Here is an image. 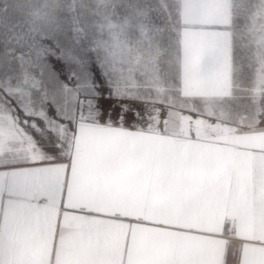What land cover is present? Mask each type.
Listing matches in <instances>:
<instances>
[{
	"label": "snow or ice",
	"instance_id": "6c2138e0",
	"mask_svg": "<svg viewBox=\"0 0 264 264\" xmlns=\"http://www.w3.org/2000/svg\"><path fill=\"white\" fill-rule=\"evenodd\" d=\"M70 33L75 47L59 38ZM0 36L19 46L0 60V264H52L49 236L55 264H87L69 257L99 222L91 179L152 163L129 143L171 145L163 163L177 176L201 163L198 146L176 139L193 126L198 139L264 146V0H21ZM213 227L215 264H248L249 242L264 245V205L251 224L198 230Z\"/></svg>",
	"mask_w": 264,
	"mask_h": 264
},
{
	"label": "crops",
	"instance_id": "0c3cea01",
	"mask_svg": "<svg viewBox=\"0 0 264 264\" xmlns=\"http://www.w3.org/2000/svg\"><path fill=\"white\" fill-rule=\"evenodd\" d=\"M176 139L198 146L196 158L201 163L195 172L177 176L167 169L163 158L171 145L137 142L127 144L125 151L153 157L150 165L104 169L93 176L87 191L99 212L111 210L117 215L92 213L99 222L71 247L69 258L87 264H215L220 238L212 232L220 229H198L217 220L225 227L226 216L255 222L264 205V166L259 159L264 146L225 139ZM261 247L250 241L242 258L246 255L248 264H264V254L257 251ZM61 250L57 237L55 251ZM41 252L36 243L25 247L31 260ZM44 254L55 264L51 236Z\"/></svg>",
	"mask_w": 264,
	"mask_h": 264
},
{
	"label": "rangeland",
	"instance_id": "374dc122",
	"mask_svg": "<svg viewBox=\"0 0 264 264\" xmlns=\"http://www.w3.org/2000/svg\"><path fill=\"white\" fill-rule=\"evenodd\" d=\"M21 0H0V17L15 16L17 14V5ZM34 3L40 4L42 0H33ZM62 42L67 43L69 46L75 47L76 34L70 33L67 36L61 34L59 36ZM46 43H52L51 40L45 41ZM19 50V46L15 40H9L6 36H0V60H13L16 57V52ZM179 126L173 122L169 125L170 132L173 130H178ZM179 137H188L181 135ZM197 138L195 126H193L191 136ZM208 139L221 140L224 139L218 136H209ZM205 139V138H201Z\"/></svg>",
	"mask_w": 264,
	"mask_h": 264
},
{
	"label": "built area",
	"instance_id": "2783aa9c",
	"mask_svg": "<svg viewBox=\"0 0 264 264\" xmlns=\"http://www.w3.org/2000/svg\"><path fill=\"white\" fill-rule=\"evenodd\" d=\"M233 218L231 216H226L225 218V230L227 231L232 224Z\"/></svg>",
	"mask_w": 264,
	"mask_h": 264
}]
</instances>
